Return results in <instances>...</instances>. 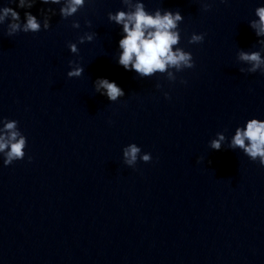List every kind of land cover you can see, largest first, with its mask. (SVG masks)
Returning a JSON list of instances; mask_svg holds the SVG:
<instances>
[{"label": "clouds", "instance_id": "1", "mask_svg": "<svg viewBox=\"0 0 264 264\" xmlns=\"http://www.w3.org/2000/svg\"><path fill=\"white\" fill-rule=\"evenodd\" d=\"M11 2L17 3L19 8L30 9L37 0H18V2L11 0ZM40 2L43 4H62L59 13L65 19L74 16L85 5V0H40ZM122 2L127 11L118 10L115 14L111 12L108 14L109 21L122 25L124 33L123 38L119 40V48L122 49L118 59L119 65L125 70H134L141 77H150L155 73H167L169 80L176 79V76L168 71L169 68L179 72L195 66L192 54L177 47L180 42L178 25L184 18L179 11L164 10L162 12L157 9L154 13H149L141 0H122ZM210 7L209 3H204L205 11L209 10ZM48 11L51 12L52 10L49 9ZM255 16L258 17V20H251L250 27L255 30L258 37L264 36V6L255 9ZM20 19V14L12 7L0 8V25L7 21V35L9 37L20 31L36 33L41 30L40 21L31 12L26 11L24 13L25 22L23 24H21ZM87 23L90 27V22ZM49 27L50 17L46 15L43 20V29L47 30ZM72 27L79 28V22L74 21ZM94 35V33H85L79 38V42H90ZM203 40L204 34H193L189 43L197 44ZM261 43L264 44V41ZM68 47L74 54L79 51L75 43H69ZM238 58L240 61L251 65L247 69L241 68V72L256 73L260 71L264 74V59L261 58L259 51L251 53L241 51ZM69 64L75 66L67 73V76L70 78L80 77L84 69L75 64L74 61H69ZM95 90L106 95L112 102L125 95L115 82H110L106 78L96 80ZM167 95L165 93L166 98ZM0 123L3 124V127L0 128V153L3 154L4 164L11 165L14 161L24 158L27 139L19 130L17 121L4 119ZM217 136L218 139L210 142V147L218 151L221 149V142L225 140V137L221 133H218ZM229 147L242 149L252 161L259 160L260 165L264 166V121L253 118L246 122V127H238ZM123 156L124 163L133 167L138 158L145 163L152 159L149 153L141 155L140 147L134 143L123 149Z\"/></svg>", "mask_w": 264, "mask_h": 264}]
</instances>
